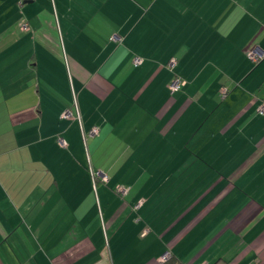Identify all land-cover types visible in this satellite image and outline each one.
Here are the masks:
<instances>
[{"label": "crops", "instance_id": "0c3cea01", "mask_svg": "<svg viewBox=\"0 0 264 264\" xmlns=\"http://www.w3.org/2000/svg\"><path fill=\"white\" fill-rule=\"evenodd\" d=\"M0 31V264H264V0H0Z\"/></svg>", "mask_w": 264, "mask_h": 264}, {"label": "built area", "instance_id": "2783aa9c", "mask_svg": "<svg viewBox=\"0 0 264 264\" xmlns=\"http://www.w3.org/2000/svg\"><path fill=\"white\" fill-rule=\"evenodd\" d=\"M23 27H24V29H27V28H28L26 24H24ZM113 39H114V40H119L120 37H118L117 35H115V36H113ZM251 57H252L253 59H257V60H258V59L262 58V55H259V54H256V53H254V52H251ZM139 62H140V59H138V58L135 59V63H136V64H138ZM182 84H184V81H183V80H180V79L177 78V79H175V80L170 84V89H171L172 91L179 90L180 87L182 86ZM259 111H260L261 113H264V102L260 105V107H259ZM72 115H73V114H72V111H71V110H66V111L62 114V116H63L64 118L71 117ZM97 133H98V129H97V128L92 129L91 132H90V134H92V135L97 134ZM59 143H60L62 146L65 145V142H64L63 139H59ZM103 179H107V177H106L105 175H103ZM118 192H119L122 196H124V195L127 194V192H128V188H127V187H124V186L118 187ZM141 205H142V201H139L138 204L135 206V208L138 209ZM169 257H170V254L167 252V253H165V254L161 257V261L163 262V261L167 260Z\"/></svg>", "mask_w": 264, "mask_h": 264}, {"label": "rangeland", "instance_id": "374dc122", "mask_svg": "<svg viewBox=\"0 0 264 264\" xmlns=\"http://www.w3.org/2000/svg\"><path fill=\"white\" fill-rule=\"evenodd\" d=\"M22 28L24 29L23 26H22ZM24 30H27V29H24ZM0 33L2 34V31H0ZM124 160L125 159H118V161H116V162H123ZM195 161H198V159H195ZM139 162H141V165L146 163V166H152V165L153 166H159V165H165L166 164V161H164V158H159V157H157V158H145V159L144 158H140ZM119 165H120V163H119ZM108 166H111L110 162L108 163ZM117 166H118V164L116 166H113L114 170L117 169ZM95 175L102 178L101 173L96 172ZM171 177H172V173H171ZM167 181H168V179H167Z\"/></svg>", "mask_w": 264, "mask_h": 264}, {"label": "trees", "instance_id": "16d2710c", "mask_svg": "<svg viewBox=\"0 0 264 264\" xmlns=\"http://www.w3.org/2000/svg\"><path fill=\"white\" fill-rule=\"evenodd\" d=\"M120 194V193H119ZM121 195V194H120ZM127 195V194H126ZM122 196V195H121ZM122 197H125L122 196ZM161 264H181V262L174 256H170L167 260L163 261Z\"/></svg>", "mask_w": 264, "mask_h": 264}]
</instances>
